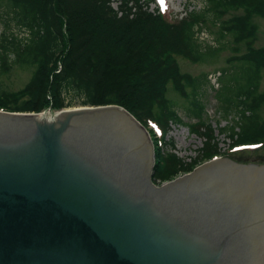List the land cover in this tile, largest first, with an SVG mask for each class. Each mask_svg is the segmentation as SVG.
<instances>
[{
	"label": "water",
	"instance_id": "obj_1",
	"mask_svg": "<svg viewBox=\"0 0 264 264\" xmlns=\"http://www.w3.org/2000/svg\"><path fill=\"white\" fill-rule=\"evenodd\" d=\"M154 165L119 106L0 111V264H264V165Z\"/></svg>",
	"mask_w": 264,
	"mask_h": 264
},
{
	"label": "trees",
	"instance_id": "obj_2",
	"mask_svg": "<svg viewBox=\"0 0 264 264\" xmlns=\"http://www.w3.org/2000/svg\"><path fill=\"white\" fill-rule=\"evenodd\" d=\"M202 2L200 10L185 9L172 20L150 12L139 0H121L117 10L112 0H0L5 19L0 77L13 66L35 69L19 93L0 94V111H60L70 108L64 95L79 98L80 106H119L148 131L155 155L152 182L159 186L197 167L160 147L161 141L168 146L169 126L181 125L165 98L168 84L190 101L189 113L196 122L185 126L189 134L203 139L201 154L211 159L219 155L213 131L201 120L199 92L208 78L182 73L176 63V58L200 64L217 57L220 49L202 47L197 39L209 24L218 27L219 37L230 36L245 47L243 55L229 60L232 75L222 80L228 70L220 71L215 79V98L224 89L221 103L237 114L234 127L222 132L234 146L264 147V121L257 114L264 103V91L257 93L264 49L252 47L251 26L253 16L263 15L264 0ZM237 11L239 15L223 19ZM12 29L23 31L24 37ZM151 126L160 132V143Z\"/></svg>",
	"mask_w": 264,
	"mask_h": 264
},
{
	"label": "rangeland",
	"instance_id": "obj_3",
	"mask_svg": "<svg viewBox=\"0 0 264 264\" xmlns=\"http://www.w3.org/2000/svg\"><path fill=\"white\" fill-rule=\"evenodd\" d=\"M113 8L117 10L121 4V0H112ZM143 4L147 3V7L150 12H158L164 15L168 19H176L183 15L185 9L200 10L203 7L202 0H163V6L160 0H139ZM1 13V12H0ZM239 15L240 11L228 14L224 16L226 19L230 15ZM4 17L0 16V36L3 31ZM251 26L253 27V44L254 49H264V10L263 15L253 16L251 19ZM217 26H210L206 24V28L198 35L197 39L199 44L204 47L208 46L211 48L220 49L217 57L211 61L200 64H192L184 59L176 58V63L179 70L182 73H187L193 77L206 75L208 78L207 84L199 92V102L203 108L201 120L210 127L213 131L214 142L219 150V158H226L233 163L237 164H252V165H264V147L260 146H243L238 147L231 144L227 138V132H222V129L228 130L234 127L237 121V114L233 113V108H227L221 103V98L224 96V89L220 90L218 97L215 98V92L217 91L218 85L211 77L214 74H219L220 71L228 70L230 67V59L232 57L243 55L245 53L244 44L236 45L230 36L219 37L217 32ZM13 33L19 37H24L23 31L18 32L16 29H12ZM11 30V31H12ZM236 48V52L233 50ZM11 59H13L11 57ZM33 67H18L13 66L7 73L0 77V94L1 93H19L31 79ZM228 70L224 73L222 80H225L231 74ZM228 75V76H225ZM232 75V74H231ZM240 79L238 76H234ZM264 91V70L260 71V80L257 88V93ZM68 102L70 109L81 107L80 99L74 95H64ZM165 98L173 105L181 125L169 126V131L166 135L167 145L161 141L165 152L173 153L177 158L182 159L185 163L193 165H201L209 160L210 156H203L201 154V148L203 145V139L195 135L189 134L185 125L193 124L196 120L189 113L190 105L189 99L180 97L173 91L171 86L168 84L165 90ZM58 112L52 107L44 109L40 113H45L46 116ZM257 114L261 121H264V103L261 104L257 109ZM153 134L155 135L157 142L160 143V134L154 126L150 127ZM154 151V147H153ZM155 156V155H154ZM155 162V161H154ZM181 176V175H180Z\"/></svg>",
	"mask_w": 264,
	"mask_h": 264
},
{
	"label": "built area",
	"instance_id": "obj_4",
	"mask_svg": "<svg viewBox=\"0 0 264 264\" xmlns=\"http://www.w3.org/2000/svg\"><path fill=\"white\" fill-rule=\"evenodd\" d=\"M213 78V81H215L216 77H217V74H214L211 76Z\"/></svg>",
	"mask_w": 264,
	"mask_h": 264
},
{
	"label": "snow or ice",
	"instance_id": "obj_5",
	"mask_svg": "<svg viewBox=\"0 0 264 264\" xmlns=\"http://www.w3.org/2000/svg\"><path fill=\"white\" fill-rule=\"evenodd\" d=\"M160 2H161V5L163 6V0H160Z\"/></svg>",
	"mask_w": 264,
	"mask_h": 264
},
{
	"label": "bare ground",
	"instance_id": "obj_6",
	"mask_svg": "<svg viewBox=\"0 0 264 264\" xmlns=\"http://www.w3.org/2000/svg\"><path fill=\"white\" fill-rule=\"evenodd\" d=\"M226 159V158H225ZM228 160V159H227ZM230 161V160H229Z\"/></svg>",
	"mask_w": 264,
	"mask_h": 264
}]
</instances>
